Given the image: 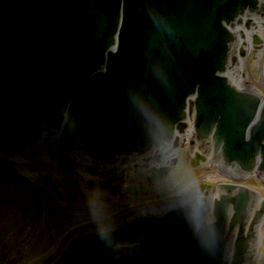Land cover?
Here are the masks:
<instances>
[{"label":"water","instance_id":"water-1","mask_svg":"<svg viewBox=\"0 0 264 264\" xmlns=\"http://www.w3.org/2000/svg\"><path fill=\"white\" fill-rule=\"evenodd\" d=\"M257 17L264 0H0V148L61 130L59 151L84 163L161 162L186 116L222 171L264 183V96L227 75L244 54L235 28ZM217 190L209 210L192 197L79 234L53 264H246L264 198Z\"/></svg>","mask_w":264,"mask_h":264},{"label":"rangeland","instance_id":"rangeland-1","mask_svg":"<svg viewBox=\"0 0 264 264\" xmlns=\"http://www.w3.org/2000/svg\"><path fill=\"white\" fill-rule=\"evenodd\" d=\"M257 29L261 36L255 41L251 32L233 80L240 88L251 84L263 96L264 23ZM56 142L49 145L52 152L45 147L47 140L36 151L0 150V264H53L76 230L87 225L80 222L103 215L116 203L129 200L121 191L114 193L88 185L87 178L97 179L58 163ZM184 157L185 162L187 156ZM180 166L182 173H176V179L171 176L164 185L153 184L162 194L147 195V203L156 206L167 200L186 201L196 193L210 199L223 182L247 185L264 198V184L256 174L241 180L212 162L196 169H188L187 164ZM44 177L50 178L49 184L43 181ZM102 195L109 198L108 203L100 198ZM100 219L99 225L108 222ZM96 230L99 229H91Z\"/></svg>","mask_w":264,"mask_h":264},{"label":"flooded vegetation","instance_id":"flooded-vegetation-1","mask_svg":"<svg viewBox=\"0 0 264 264\" xmlns=\"http://www.w3.org/2000/svg\"><path fill=\"white\" fill-rule=\"evenodd\" d=\"M183 123H185L184 132L180 133L177 129H175L174 132V135L178 138V144L176 142V146L174 145V148L171 147L172 152L170 155L160 163H151V161L144 158L146 156H143L142 158H130V160L124 161V163L119 162L112 165L108 164V166L89 165L87 163L79 162L77 159L72 158L66 153H60L57 150L58 142H56L55 150L57 151L58 163H65L71 170L74 168L75 170H79L90 177L97 179L94 180L87 178L85 181L88 185L114 193L121 191L123 194H126L125 199L129 198V200H125L124 202L116 203L117 205L115 208L103 213V215L88 218L86 221L80 222L87 225L80 227V229L76 230V233L81 231L89 232L94 227L99 230L108 229L110 227L118 226L124 219H132L137 213L166 209L171 206L174 201L167 200L158 203L156 206L147 203V195L152 194L154 197H160L162 194L160 190L155 188V186L164 185L169 179H171V176L176 179L177 174L182 173L180 165L187 164L188 169H196L206 163H218L213 160V158H210V156L204 151L200 149L198 150L199 145H197L194 140V124L192 118L188 117L186 120L185 116ZM46 140L47 143L45 147L49 148V145L55 140V137L48 135L47 131L46 133L43 132L41 141L45 142ZM171 146H173V144ZM48 151L52 152V148L50 147ZM184 155L187 156L185 162L182 159L185 158ZM80 176V179L84 181V177L82 175ZM133 197L139 199L135 201L133 200ZM100 198H103L107 203L109 202V198L104 195ZM100 218H104L108 222L99 225L97 223L100 222ZM256 248L257 246L254 244V247L251 250L252 252L256 250L257 255L262 247ZM259 255L260 254L257 256Z\"/></svg>","mask_w":264,"mask_h":264},{"label":"bare ground","instance_id":"bare-ground-1","mask_svg":"<svg viewBox=\"0 0 264 264\" xmlns=\"http://www.w3.org/2000/svg\"><path fill=\"white\" fill-rule=\"evenodd\" d=\"M262 25V23H259L253 30H249V29H246L245 27V25H239V26H237L235 29H236V32H237V34H238V40H239V46H238V48H237V52H238V55L241 53V50L243 51V52H245L244 51V48H245V45L247 46V44H248V40H249V38L251 37L250 36V34H251V32H253L254 33V35H256V37H258L259 38V35L261 36V32H260V30H258L257 28H259L260 26ZM248 39V40H247ZM250 40H251V38H250ZM249 40V41H250ZM240 61H241V59H240V56H238V63H239V69H240V65H241V63H240ZM238 72V70L237 71H230V72H228L227 73V75H228V77H229V79L231 80V82L235 85V86H237L236 84H235V82H234V80H233V78H234V76H235V74ZM239 87V86H238ZM80 233H88V231H82V232H80Z\"/></svg>","mask_w":264,"mask_h":264}]
</instances>
